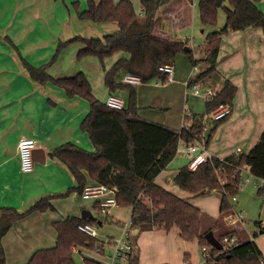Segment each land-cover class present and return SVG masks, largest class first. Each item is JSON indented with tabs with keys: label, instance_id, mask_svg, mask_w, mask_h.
Returning <instances> with one entry per match:
<instances>
[{
	"label": "trees",
	"instance_id": "16d2710c",
	"mask_svg": "<svg viewBox=\"0 0 264 264\" xmlns=\"http://www.w3.org/2000/svg\"><path fill=\"white\" fill-rule=\"evenodd\" d=\"M225 1L228 5H223ZM255 2L258 0H139L142 17H138L131 0H86L83 9L79 8L78 1H74L72 6L79 19L92 22L115 21L118 31L101 37L75 35L59 41L52 57L40 66L30 64L5 36L33 80L42 85L53 84L62 89L67 97L79 96L88 103V112L79 122V128L87 134L93 150L88 151L68 141L49 152L51 158L66 165L76 181V186L69 191L74 190L81 195L89 179L96 183L114 185L117 205L131 207L132 228L168 230L176 227L183 240L196 239L201 247L207 248L209 257L205 259L206 264H264V254L253 239L239 238V242L230 250L212 247L204 237L208 230L202 227V211L185 198L155 183V178L174 158L179 142L187 144L202 139L205 128L203 114H192L190 125L179 130L141 118L137 116L135 86L122 81V77L133 74L141 82L153 79L166 81L167 73L159 67L162 64L173 65L178 53L189 54L190 62L196 64L197 60L193 58L190 49L184 50L188 46L186 40L177 36L175 31L189 24L193 4L197 3L202 25H216L218 8L226 16L222 27L206 36L205 65L191 80L203 81L214 69L217 38L220 34L250 25H260L264 33V13L256 7ZM73 42L83 44L77 52L79 60L96 57L102 63L105 58L118 52L126 53L105 69L103 75L104 85L109 92L119 89L127 92L126 103L122 108L108 107L98 99L81 71L65 77H54L47 72V66L56 60L59 51ZM234 93L235 86L226 81L221 90L215 92L211 99L205 100L206 111L220 104H231ZM229 114L213 120V125L224 121ZM207 139L202 143L204 146ZM245 165L254 177L264 180V130L249 152L231 154L225 159L207 156L194 170L190 169L189 163L183 164L173 175L172 181L179 188L193 194L219 190L222 193L219 213L223 215L231 209L229 196L235 197L238 194V183L244 174ZM256 192L264 195V188H257ZM51 198L43 196L23 212L10 206L0 207V264H5L1 238L12 222L33 211L52 210ZM96 206L94 203L95 209ZM105 218L103 220L94 215L90 218L67 216L52 222L56 233L55 244L36 249L25 264H76L72 247L89 249L96 244V239L78 229V225H98ZM220 234L215 237L222 241L225 235L230 236L234 231ZM136 261L137 255L133 264ZM85 262L93 264L89 260Z\"/></svg>",
	"mask_w": 264,
	"mask_h": 264
},
{
	"label": "crops",
	"instance_id": "0c3cea01",
	"mask_svg": "<svg viewBox=\"0 0 264 264\" xmlns=\"http://www.w3.org/2000/svg\"><path fill=\"white\" fill-rule=\"evenodd\" d=\"M62 1L64 2V0ZM67 2L70 4L74 0H67ZM55 3L54 0L48 1L50 6H54ZM85 6L86 0L79 8L83 9ZM57 10L60 12V18L55 24L61 23L56 26V31L58 29L62 35L49 33L51 44L46 47L44 41L48 38L47 32L36 30L37 27H33V23L39 18H43V0H0V18L16 23L21 29L23 28L20 33H16V36L0 32V207L10 206L18 212H23L43 196H52L50 202L53 207L52 210L43 212L33 211L12 222L1 238L5 264H25L36 249L54 245L56 233L52 222L67 216H80L83 209L96 210L92 200L83 199L74 190L69 191L70 188L76 186V181L64 163L49 156L52 149L68 141L84 149L93 150L87 134L79 128V122L88 112L87 101L79 96L67 97L63 90L55 85L50 83L42 85L33 80L21 63L19 55L5 40V36L8 37L16 45L20 54L28 51L32 46L35 55L41 54L43 51L46 52L45 50L53 51L59 41L70 39L73 37L72 35L75 36L69 32L66 23L69 18L73 22L74 18H77L73 7L67 12L61 9ZM46 13L45 11L44 14ZM138 17H142L141 10ZM225 20L224 12L218 8L216 25H202L197 3L193 4L189 24L177 28L175 34L186 40L191 54L197 62L192 64L189 54L178 53L175 57L176 61L172 65L174 71L170 79L140 81L134 84L138 107L137 116L179 130L183 126L181 122L192 114H203L204 119L211 115L215 109L207 112L205 99L192 95L185 87L184 82L188 78L193 79L202 70L205 65L203 60L206 56V36L220 29ZM81 21L84 22V24L79 23L84 27L83 31L91 32L79 33L82 34L81 36L99 35L101 37L119 29L115 21ZM187 26L191 27L190 36L186 31L183 32V28ZM217 46L214 69L200 84L217 92L223 88L226 81H229L235 86V93L231 104H229L230 114L224 121L214 126L213 120L209 123L208 120H205V128L200 142L204 143V139L208 137L204 146L208 156L225 159L231 154L249 152L264 130V33L262 27L250 25L244 29L224 32L218 36ZM77 49H80L79 46ZM119 57L120 55L117 58ZM25 59L27 60V58ZM31 62L34 64H32L33 66H40V62L36 60ZM182 63L183 65H181ZM190 66L193 67V72L194 67L197 70L195 74L191 73ZM174 84L179 85V95L171 90ZM108 92L106 90L103 95L108 96L112 93ZM116 92L121 97L120 89ZM189 96H193V99L190 98L191 106L186 108V105H182L181 102ZM156 114L162 115L156 119L150 117L156 116ZM22 136L34 138L35 148L41 149L33 153V169L24 175L20 171L17 152V142ZM180 143L183 142H179L174 158L155 178V183L165 188L167 187L161 179V175L167 173L169 169L175 170L174 175L180 166L190 163L192 159L182 157L181 153H185V148H181ZM90 182L93 181L89 179L87 183ZM159 183H163V185ZM168 190L173 191L174 194L177 193L173 186ZM209 191H214V189ZM233 209L241 211L238 207L233 206ZM241 216H243L242 213ZM262 221L264 218L260 215L253 222L254 226L259 229L258 234L254 230L250 233L246 229L247 222H243V230L240 228L234 230L241 240L253 239L264 254ZM102 223L98 225H102ZM245 230L247 231L245 232ZM140 231L141 228L133 236L137 255L136 264L139 260L140 248L137 238ZM240 232L245 236L242 237ZM176 257L175 262L163 258L156 260L155 264H181L182 262L183 264L185 262L187 264H206L205 259L199 262L195 245L188 241L181 243L180 253Z\"/></svg>",
	"mask_w": 264,
	"mask_h": 264
},
{
	"label": "rangeland",
	"instance_id": "374dc122",
	"mask_svg": "<svg viewBox=\"0 0 264 264\" xmlns=\"http://www.w3.org/2000/svg\"><path fill=\"white\" fill-rule=\"evenodd\" d=\"M49 0H43V18H39L35 23H33V27L36 28V30L44 31L47 32V39L44 41L46 44V47H48L49 44H51V37H49V33H58L59 35L61 33L58 32V29L56 31V26H59L61 23L55 24L59 20V11L57 9H61L65 12L68 11V9H72V2L70 4L67 2V0H54L55 5L50 6L48 4ZM78 1V3L81 5L84 3V0H74ZM133 3V6L135 8V11L139 14L140 13V4L139 0H131ZM79 5V6H80ZM223 5H228L227 1L223 3ZM256 7L264 13V2H261L258 0V2H255ZM68 8V9H67ZM45 11L47 12L46 14ZM137 14V16H138ZM78 18V17H77ZM74 18V22L72 19H68L67 23L68 24V30L69 32L75 34V35H82L79 33L86 32V33H91L88 30L83 31V26L80 25L84 24L81 20L83 19H77ZM40 24V25H39ZM62 26V24H61ZM23 29V28H22ZM20 26H18L16 23H11L10 21L0 18V32L8 35H14L16 36V33H20L22 30ZM190 30L191 27L187 26L183 28V32L186 31L188 36H190ZM39 31V32H40ZM23 32V31H22ZM99 33V31H98ZM183 34V33H182ZM57 35V36H59ZM62 35V34H61ZM60 35V36H61ZM44 36V35H43ZM74 36V35H72ZM84 36V35H83ZM87 37V36H84ZM89 37H99V35H90ZM64 40V39H63ZM14 41V40H13ZM15 42V41H14ZM57 46V45H56ZM77 46L81 49L83 47V44L80 42H73L65 47H63L60 51L59 54L57 55V58L53 63L47 66V72L54 76V77H62V76H73L76 74L78 71H81L85 74L87 77L88 81L90 82L92 86V91L93 94L103 102H105L106 95L105 91L107 90L104 86L103 82V75H104V68L108 69L115 61V59L120 55H124V52H118L115 55H111L103 60L101 63L96 57H85L81 60L77 58V52L79 49H77ZM56 48V47H55ZM54 48V50H55ZM54 50L49 52L48 50H45L46 52H42L41 54L39 53L38 55H35L34 47H30L28 51L21 52V54L27 58V60H36L37 62H40L39 64L46 63L53 55ZM183 57H186L182 55ZM38 58V59H37ZM31 61H29L31 64H33ZM176 61V59H175ZM187 61V60H186ZM188 64V62H185V64ZM180 64V63H179ZM34 65V64H33ZM183 65V63L181 64ZM191 68V66H190ZM198 69V68H197ZM183 70V68H182ZM193 67L191 68V73L195 74V72L192 71ZM155 80V79H153ZM158 80V79H156ZM179 85L172 86L171 90L173 93H178L179 95ZM120 96H118V92L114 91L110 94L115 95L120 97L123 102L125 103L126 101V95L127 92L125 90H120ZM109 93V92H108ZM124 93V94H123ZM181 93V92H180ZM190 98L193 99V96H189L187 99L183 100L181 104L186 105V108L190 107ZM181 100V99H180ZM159 115V116H158ZM162 114H156V116L152 115L150 116L153 119H156L157 117H160ZM210 116L208 118L204 119V123L206 122L205 120H208L207 122L209 123ZM191 117L188 116L186 117V120H183L181 124H183L182 127H187L191 123ZM180 124V126H181ZM212 124V123H211ZM195 142V141H193ZM201 145L202 142L198 141ZM197 145L199 143L195 142ZM184 143H180L181 148H185ZM204 146V145H203ZM87 150V149H86ZM89 151V150H88ZM196 153H191L187 154L181 153L182 157L186 158H192L194 157ZM185 160V158H182V160ZM176 164V163H175ZM173 166V165H172ZM175 170L169 169V171L165 174L161 175V179H163V182L166 184V187L168 189H171L173 186L175 188V191L177 192V196L179 197H186L185 199L188 200L191 204H194L200 210L202 211V227L205 231L207 230H212L213 234L216 236L219 233L223 234L232 231L234 228L238 227L237 223L234 224H229V219H227L228 214H233L232 217L238 216L242 222H247L246 229L250 231H255L257 234L259 232V229L257 226H254L253 222L256 220L260 215L264 218V195H260L256 192L257 188L255 186V183L260 182L257 178L250 177L248 181H244V184L242 187H240L238 194L235 196L236 200H233V196H229L230 203H231V209L225 213L220 214L219 213V201L220 197L222 196V193L219 191H207L202 194H193L188 191H185L181 188H179L177 185L172 182V177L173 173ZM23 173V172H22ZM24 175V173L22 174ZM158 182V181H157ZM162 184L163 183H159ZM174 184V185H173ZM239 186V184H238ZM173 192V191H171ZM91 199H89L90 201ZM234 207H238L241 211L239 210H234ZM91 213L94 216H97L98 218H105V221H103L102 225H95V228L97 230V236L94 237L96 239V244H94L92 247L89 249H94L95 247L99 248V251H101V247H103V252L98 253L94 250H86L83 253V256L85 258H90L89 261L93 264H107L108 256L110 253V247L109 244L111 242L112 237H119L122 235V229L123 227L129 223L130 220V212H131V207L129 206H115L110 209V214L109 216H104L101 214H98V212L94 209L90 210ZM243 216H241V213ZM260 214V215H259ZM217 220H220L218 222H215ZM231 220V219H230ZM120 223L117 225V223ZM261 224V222H260ZM132 227H131V235L133 238V232H132ZM238 229V228H237ZM245 230V232L247 231ZM234 233H236L235 230H233ZM242 232V231H241ZM242 237L244 233H241ZM220 234V235H221ZM237 234V233H236ZM222 235V236H223ZM238 235V234H237ZM239 236V235H238ZM252 236V235H251ZM240 238V236H239ZM189 243L194 244L198 257H199V262L204 259V254L201 253V247L197 243L196 240H191L188 241ZM181 243H185V240H183L176 227H171L168 230L165 229H160V228H142L141 231L139 232L138 238H137V244L139 246V260L138 264H155L156 260L167 258L171 260L172 262H175L177 260L176 255L180 253L181 249ZM50 244V243H48ZM53 246V245H51ZM50 246V247H51ZM263 254V253H262ZM181 257V256H180ZM179 257V258H180ZM179 261V259H178ZM75 262L76 264H86V262L83 260L81 255H76L75 254ZM158 262V261H157ZM181 263V260H180ZM160 264V263H158ZM183 264V262L181 263ZM184 264H187L186 262Z\"/></svg>",
	"mask_w": 264,
	"mask_h": 264
},
{
	"label": "built area",
	"instance_id": "2783aa9c",
	"mask_svg": "<svg viewBox=\"0 0 264 264\" xmlns=\"http://www.w3.org/2000/svg\"><path fill=\"white\" fill-rule=\"evenodd\" d=\"M264 1V0H263ZM160 70L164 71L167 73V78H171L173 74V66L169 64H162L159 67ZM194 72H197V70L194 67ZM191 78H188L185 82L184 85L187 88L188 91L191 92L192 95L202 97L205 100L211 99L215 95V91L207 86H203L200 84V82L196 81H191ZM122 81L130 84H137L140 82V79L138 76L133 75V74H125L122 77ZM105 104L108 107L111 108H122L124 106V102L121 98L109 94L106 99H105ZM230 112V106L229 104H220L218 105L215 110L211 113L210 115V121L211 120H216L219 119L226 114ZM36 147V141L34 138L30 136H22L17 142V152H18V157H19V167L20 171L23 173L30 172L33 169L34 166V157H33V149ZM184 151L187 154L191 153H198L192 157L190 160L189 166L191 170H194L198 167L200 163H202L208 154L205 152L204 146L201 144H195L194 142H189L185 145ZM244 174L242 176L241 181L238 183L239 184V189L242 187L244 184V181H248L250 177H254L250 172H249V167L244 166L243 167ZM257 178V177H255ZM258 180L260 178H257ZM255 183L256 188H264V180L260 179V182ZM83 199H91L94 203H96V210L98 214L104 215V216H109L110 214V209L117 206V201H116V187L114 185H107L104 183H88L84 186L82 194L80 195ZM233 199L235 197H232ZM233 214H228L227 219H229V224H234L237 223L238 227L234 228H240L243 230V222L240 220L238 216L232 217ZM231 219V220H230ZM131 222L129 220V223L126 224L123 229H122V235L119 237H112L111 242L109 244L110 247V253L108 256L107 264H133V259L136 255V249L134 246V241L132 238V233H131ZM262 229L264 230V221H262L261 224ZM78 229L83 231L84 233L96 237L97 236V230L95 228V225L90 224V223H83L78 225ZM233 229V230H234ZM134 236V235H133ZM222 244V248L224 250H230L232 249L238 242H239V236L237 234H232L230 236L225 235L222 238V241H220ZM103 247L101 248V251H99V248L95 247L94 249H88V248H83V247H72V251L77 255H81L83 260H89L90 258H85L83 256L84 251L86 250H94L98 253L103 252ZM202 251L204 254V259H207L209 257L207 248L205 246L202 247Z\"/></svg>",
	"mask_w": 264,
	"mask_h": 264
},
{
	"label": "water",
	"instance_id": "95a60500",
	"mask_svg": "<svg viewBox=\"0 0 264 264\" xmlns=\"http://www.w3.org/2000/svg\"><path fill=\"white\" fill-rule=\"evenodd\" d=\"M184 50H185V51H188V50H189V47H188V46H185V47H184ZM39 150H41V149H39V148H34V149H33V153H35L36 151H39ZM80 216L83 217V218H90V217H93V214H92L90 211H88L87 209H83V210L81 211V215H80ZM98 224H100V223L98 222ZM138 230H139V227H133L132 232H133L134 234H136V233L138 232ZM134 234H133V235H134ZM204 237H205V239L207 240V242H208L212 247H214V248H218V249H221V248H222V244H221V242L219 241V239H217V238L215 237V235L213 234L212 230H208V231L204 234Z\"/></svg>",
	"mask_w": 264,
	"mask_h": 264
}]
</instances>
